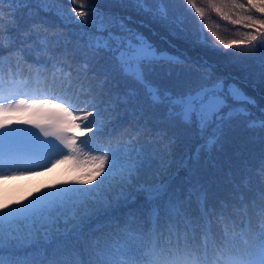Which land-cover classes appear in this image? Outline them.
Here are the masks:
<instances>
[{"label": "snow or ice", "instance_id": "obj_1", "mask_svg": "<svg viewBox=\"0 0 264 264\" xmlns=\"http://www.w3.org/2000/svg\"><path fill=\"white\" fill-rule=\"evenodd\" d=\"M5 2L0 0V5ZM32 2L7 0L21 6ZM36 2L44 6L43 10L53 11L50 6L61 0ZM68 2L77 5L67 10L68 23L91 29L86 33L85 44L77 43L72 48L65 45L59 59L44 57L41 63L37 56L35 64L29 65L28 76L20 68L21 59H17L10 64L8 79L0 81V172L11 176L26 174L20 169L32 167L37 159L51 164L45 171L70 162L71 168L80 170L72 183L81 187L53 186L44 192L37 189L33 199L24 198L27 203L0 198V264H264V153L253 175L244 174L236 180L229 174L232 188L227 199L210 203L208 189L198 185V212L194 214L193 191L182 198L180 192L161 179L163 164L153 169L145 153L120 143L114 134V123L109 127L111 122L97 125L95 119H89L99 115L92 97L89 96L88 104L92 111H82L70 93L74 83L95 77L97 69L103 71L98 82L101 89L117 72L139 86L148 108L159 110L164 119L194 131L209 149L221 143L241 120L249 129L264 131V106L235 83L206 72L174 87L161 86L152 78L157 66L165 61L183 63L180 57L160 52L142 33L128 26V18L100 13L94 7L85 10V0ZM92 2L88 0L89 4ZM122 2L133 4L138 12L168 21L177 37L191 46L215 51H221V46H245L264 52V0ZM173 2L182 5V12H193L199 23L192 28L182 26V14L177 15L169 7ZM206 9L250 31L243 33L242 39L226 44L205 23ZM225 9L235 12V18ZM55 12L64 15L61 9ZM10 19L7 27H0V64L23 53V49L12 44L11 29L18 27L14 10ZM3 24L0 16V26ZM3 35L8 36L7 44ZM47 50L44 45L42 51ZM77 56L81 59L73 68L69 60L75 61ZM259 59L264 67V56ZM17 80L25 86L34 80L44 86L43 91L28 99L19 98L28 96L27 92L6 95ZM90 91L81 89L85 95ZM137 94L136 89H129L123 96L116 93L117 104L110 107L115 110L119 103L127 105ZM14 121L34 125L39 132L12 127ZM78 131L85 137L92 133L105 138L103 145L91 148L100 155L84 154L83 149L77 152L78 141L90 147L86 139L77 135ZM66 150L69 154H64ZM57 156L59 159H53ZM249 171L245 166L244 172ZM121 206L128 210L111 214L103 235L94 236L100 229L85 232L81 228L89 217ZM60 236L64 239H54ZM69 236L75 244L69 243ZM38 238L44 241L43 245ZM47 247L52 248L50 254L45 251Z\"/></svg>", "mask_w": 264, "mask_h": 264}, {"label": "trees", "instance_id": "obj_2", "mask_svg": "<svg viewBox=\"0 0 264 264\" xmlns=\"http://www.w3.org/2000/svg\"><path fill=\"white\" fill-rule=\"evenodd\" d=\"M43 7L36 0L27 6L9 4L7 0L0 5V16L4 18V24L0 27H7L12 22L10 12L15 11L18 27L11 29L14 37L12 44L17 49H23V53L18 57H14L11 61L6 58L0 64V76L4 81L8 79V74L12 70L10 64H15L17 59H21L20 68L24 75L28 76L29 65L35 64L37 56L41 57V63H43L44 57L62 58L61 52L65 45L72 48L77 43L85 44L86 33L91 29L68 23L70 14L67 10L77 5L69 3L68 0H61L60 3L50 6L53 11H45ZM89 7H94L100 13L128 18L125 20L128 26L142 33L160 52L181 58L183 63L165 61L157 66L152 78L161 86L174 87L179 83L195 80L200 73L206 72L214 78L220 77L229 83H235L264 106V67L259 59L264 56V52L259 49L245 46L232 48L221 46V51H215L210 48L191 46L177 37L173 26L168 21L138 12L133 4L123 3L122 0H93L91 4L85 0V10ZM169 7L177 15L182 14V26L192 28L199 23L193 12H182V5L178 2H173ZM55 9L63 10L64 15H57ZM225 12L235 18V12H230L228 9H225ZM205 23L226 44L242 39L243 33L250 31L245 27L233 25L231 19L224 20L214 10L206 9ZM2 38L7 44L8 36L3 35ZM44 45H47V52L42 51ZM5 53L7 55V50ZM80 59L77 56L75 61L69 60V63L74 68L76 61ZM47 67L51 69V64ZM97 72L95 77L89 76L73 84L70 93L73 102L82 111H92V108L88 106L89 96L92 97L99 115L89 119H95L97 125L102 122H111L109 127L114 123L116 125L114 134L120 143H126L145 153L153 169H159L163 164L165 171L161 179L180 192L182 198L187 196L189 191H193L191 210L194 214L198 212L195 201V189L198 185H204L208 189L209 202L213 203L228 198L232 188L230 173L232 179L239 180L244 174L253 175L255 171H258L257 165L261 154L264 153V131L249 129L241 120L226 133L221 143L209 149L204 147V140L194 131L164 119L163 112L148 108L147 100L138 85L119 73L113 72L108 83L101 89L98 87V82L103 76V71L97 69ZM73 75L75 76V73ZM56 85L59 90V80L56 81ZM25 87L34 88V95L29 92L27 99L43 91L44 88L42 84L34 80ZM81 89H91V91L85 95ZM129 89H136L138 94L130 98L127 105L119 103L113 110L110 105L117 104L115 94L119 93L123 96ZM253 111L256 112L255 109ZM256 114L259 115L258 112ZM77 135H81V132L78 131ZM81 139H86L90 147H84L78 141L76 146L78 153L80 149H83L84 154L89 152L93 156L101 154L98 151H92L91 148L103 145L104 137L88 133L87 137L81 135ZM64 154L69 153L66 150ZM132 154L135 155V153ZM53 159H59V157H53ZM245 166H248L251 171L245 173ZM45 167L50 168L51 164L43 159H37L33 161L32 167L22 171L34 179L46 172ZM76 171L64 187H81L79 184L72 183V179L79 175V170ZM127 210L121 206L97 213L89 217L81 228L85 232L100 229L94 232V236L99 237L108 230L105 225L111 214L120 215ZM54 239L63 240L64 237H54ZM68 239L69 243H76L71 236ZM38 243L43 245L44 241L38 238ZM45 251L50 254L52 248L47 247ZM84 258L82 255L81 259Z\"/></svg>", "mask_w": 264, "mask_h": 264}, {"label": "rangeland", "instance_id": "obj_3", "mask_svg": "<svg viewBox=\"0 0 264 264\" xmlns=\"http://www.w3.org/2000/svg\"><path fill=\"white\" fill-rule=\"evenodd\" d=\"M0 81H4L0 76ZM34 88H26L22 81H16L15 87L10 89L8 92H5L6 95L15 94L16 92H32L34 95ZM19 98L27 99L26 96H20ZM12 127L20 128H31L35 132H39L34 125H27L25 123L14 121L11 125ZM41 135H43L41 133ZM46 139V138H45ZM47 139H52L47 137ZM57 143H61L57 141ZM7 152V145L5 146ZM51 168V167H50ZM77 169L71 168L70 162L57 165L55 168H52L51 171H46L39 174L37 177L32 179L28 173L22 174L19 176L7 175L6 172H0V198H6L11 201H22L27 203L24 200L25 197L28 199H33L37 195V189H40L41 192L50 191L53 186L64 187L74 172ZM22 173V169H20ZM80 172V170L78 171ZM47 186V187H46ZM31 194V195H30Z\"/></svg>", "mask_w": 264, "mask_h": 264}]
</instances>
